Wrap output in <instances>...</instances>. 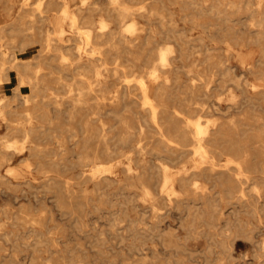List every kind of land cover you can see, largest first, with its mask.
Segmentation results:
<instances>
[{"label":"bare ground","instance_id":"bare-ground-1","mask_svg":"<svg viewBox=\"0 0 264 264\" xmlns=\"http://www.w3.org/2000/svg\"><path fill=\"white\" fill-rule=\"evenodd\" d=\"M18 1L20 5L12 20L0 24V85L9 81L11 70L16 73L18 79L12 94L0 96V116L5 121L8 132L20 135L22 140L15 137L2 142L6 151H0V184L7 182L1 168L7 166L6 173L18 174L10 164L16 158V153L27 151L29 157L35 161L33 165L36 172L43 175L40 180L44 189L53 193L56 203L65 209L66 215L68 213L72 218H78L77 208L86 206L92 200L91 196L87 194L86 189H82L80 194L74 190L63 192L60 188L61 178L55 168L82 169L91 166L88 178L95 187L92 192L100 197L99 203L104 193L102 189L114 184L118 185V189H140L142 198L150 203L151 221L146 227L141 225V228L137 227L139 219H127L128 229L135 233L136 238L139 237L136 236L138 232H141L144 238L148 236L152 242L156 237L160 238L164 246L172 243L174 236L171 231L166 232L160 227L161 216L155 211L158 210L157 204H168L174 197L181 195V199L176 200L175 204L187 210L188 219L184 221L187 230H195L197 227L194 222L201 221L208 229L206 237L210 241H214L218 236L213 234V218L216 214L221 215L217 207L223 194L234 207V213L244 211L255 216L264 210V201L261 200L264 197V118L260 115L245 116L237 122L234 119L223 121L219 117L211 116L203 121L205 116L201 113L191 117V112L219 109L216 101L208 106L206 102L198 100L200 95L209 97L206 91L212 76L205 81L203 75L196 74L200 83L192 82L189 94L180 89L177 81L180 68L186 67L190 73L198 66H185L183 62L196 52L202 53L204 62L212 70L213 76L219 75L222 83L232 81L234 86L241 90L245 102L253 105L259 103L261 98H264V0H140L137 9H133L126 0H109V6L104 9L96 1L89 0H75V6L72 4L74 0ZM4 2L7 16H11V9L16 5V0ZM171 6L178 7L184 22L200 26L204 32L212 29L208 34L210 39L222 43V47H208L202 35L189 38L177 29L175 12ZM99 11L103 14L95 19L93 15ZM242 15L245 16L244 19ZM136 16H141L148 26L139 27ZM46 22L54 24L52 31L44 26ZM237 23L246 27L236 28ZM110 24H115L116 27L112 28ZM153 25L159 26V30L152 27ZM142 30L145 35L137 36V31ZM67 33L71 36L65 38ZM157 35L164 41H157ZM167 39H172L174 43L165 41ZM31 44L39 45L37 53L31 58L18 59L12 51L5 56V52L1 51L2 46L23 51ZM251 44L257 45L260 50L256 64L248 62L243 54V50ZM123 54H132L134 58L127 59L128 63L124 65V61L119 60ZM231 58H235L242 67L254 74L260 83L242 82L231 76V66L227 64ZM137 60L141 62L139 74H120V70H133ZM56 73L57 75H54ZM130 81H135L140 90L138 99L141 101L139 106L143 108V113L125 114L135 102ZM55 83L58 86H55ZM25 86L30 88L28 93L21 92V88ZM202 86L204 91L200 92ZM230 95L233 101L235 95L233 92H230ZM217 99L219 101L221 97ZM105 100L109 102L106 103ZM15 102L19 104L14 108ZM52 109L54 116L49 115ZM104 117L112 118L114 123L108 125ZM93 123L100 124L96 126V132L89 129ZM116 124H120L122 129L115 130ZM135 126L137 131H134ZM94 134L98 135L99 139L89 145ZM134 134L138 136L137 145L135 144L131 151H122L117 144L129 142L128 137ZM147 135L155 136L160 146L152 145L149 149L142 146L141 143ZM66 139L72 140L78 148L76 162H67L69 165L62 161V156H58V153L68 150L62 144ZM47 140H52L56 147L42 146V141ZM7 149H14L15 153H9ZM144 150L156 153L162 151L165 154L159 155L160 158L182 165L175 171L160 158L157 163L148 164L143 161L144 156L141 153ZM185 155L189 157L183 161ZM221 155L227 156L224 164L221 163ZM123 157L127 162L119 159ZM121 164L124 165L123 179L116 177L113 170ZM133 164L141 166L143 170L136 171ZM227 164L234 166L223 167ZM145 168H156L157 171L151 173ZM51 172L56 174H49ZM235 174L241 177L236 178ZM83 175L82 170L77 174L80 184L84 181ZM205 181L210 182L212 187L220 186L221 190L206 192L209 188ZM176 185L180 190L175 188ZM132 206L136 208V205ZM125 209L111 212V230L121 229V223L126 221ZM33 222L41 224L40 221ZM76 223L81 225V221L77 220ZM252 230L249 223L237 220L234 228L228 225L219 230L228 233L223 237L219 236L221 240H218V243L224 250H231L233 241L239 237L252 241ZM0 231L1 235H5L1 227ZM30 232L35 234L33 244L30 245L34 252H38L37 247L43 244L49 247L48 242L42 238V233L33 227ZM262 247L264 249V246ZM133 248L136 252L148 249L144 241L138 245L134 244ZM145 252H140L142 259L156 264V252H153V256H149L152 253L148 255ZM262 257L264 258V255ZM34 258L39 259L40 255ZM43 259L45 263L49 260ZM62 259L64 258L61 256H53L55 261ZM204 259L206 264H224L225 260L220 255L213 258L206 255ZM170 262L171 258L164 264H171ZM0 264L3 262L0 261ZM9 264L15 263L10 261Z\"/></svg>","mask_w":264,"mask_h":264},{"label":"rangeland","instance_id":"rangeland-1","mask_svg":"<svg viewBox=\"0 0 264 264\" xmlns=\"http://www.w3.org/2000/svg\"><path fill=\"white\" fill-rule=\"evenodd\" d=\"M91 1H96L99 4V6L102 7L103 9L109 6L108 5L109 0H89V2ZM126 1L130 6H132L133 9H137L140 6L139 5L140 0H126ZM73 2L72 4H74L75 6V3L77 1L74 0ZM15 3L16 5L14 4L13 8L11 9L12 15L7 16L6 11H5V7H6L5 2L4 0H0V24H5V23H8L10 20H12V18L14 17V15L16 14L18 10L20 1L16 0ZM171 7H172V10L175 12L174 18L176 19L177 22H179V23L176 22L177 29L181 30L189 38H196L199 35H202L203 38H205L203 39L204 43L208 47H216V46L222 47L223 45L222 43H219L218 41L210 39L208 34L210 31H212V29H209L208 31L204 32L203 30H201L202 28L200 26L196 27L195 25L192 26L190 22L189 23L187 21L184 22L180 17L181 13L178 7L177 6H171ZM100 14H103V13H100V11L95 12L93 17L97 19L100 16ZM241 17H243L244 19L245 16L242 15ZM136 19L139 22V27L148 26L141 16H136ZM44 26L46 28H49L50 31H52V29L54 28V24H52L51 22H46ZM110 26L112 28L116 27L115 24H110ZM152 27L156 28L157 30H159L160 28L157 25H153ZM235 27L245 28L246 26L243 25L242 27V25L237 23ZM137 32H138L137 36L143 37L145 35V31L143 30L137 31ZM68 36L70 37L71 34L67 33L65 38H67ZM157 41L162 42L164 41V39H162L160 36L157 35ZM165 41L174 43L172 39H167ZM38 49H39L38 44H35V45L31 44L28 47H26V49H24L23 51L17 48L11 50L5 46L1 47V51L5 52V56H8L9 52L12 51L18 59L31 58L37 53ZM243 54L246 55L248 62L256 64V60L259 57L260 50L257 45L251 44L250 46H248L247 48L243 50ZM133 58H134V55L132 54H123L119 57V60L120 62L124 61L123 64L126 65L128 63L126 62V60L127 59L133 60ZM140 63L141 62L137 60L135 63L136 66L133 68V70L131 69L125 72H122V70H120V74L124 76L139 74V64ZM179 64H182V62H179ZM183 64L185 66L190 65V64H198V66L196 67L197 69L195 68L190 73L187 72L186 67L180 68L177 74V81H178V84L181 86L180 89L183 92H186L189 94V92H191L192 90L191 89L192 82H194L195 84L200 83V80L198 77L199 74L204 76L205 81L208 80L209 76H212L209 79L210 81L209 88L206 91L209 94V97L200 95L198 100L206 102L208 106H211L212 103L216 101L218 102V107H219L218 110L209 109V111H204V112H201V111H198V112L195 111L194 113L191 112L192 114L189 113L191 117H194L197 114L201 113L203 116H205L204 118H202L203 121L206 120V117L211 116V117H219L223 121L234 119L237 122H240L241 119L245 116L253 117L254 115H260L264 118V98L263 99L261 98L259 103L254 104V105L251 103L245 102L243 100V94L241 90L237 88L236 86H234L232 81L227 80L224 83H222L219 75L214 74L213 76L212 70L210 69V67H208L207 63L204 62V55L202 53H198V52L194 53L191 57L186 59L183 62ZM227 64L231 66V76H233L235 79H239L242 82L247 81L248 83H260V80L257 79L254 74H252L251 72L246 70L244 67H242L235 58L229 59L227 61ZM54 75H57V73ZM17 82H18V79H17L16 73L13 70L9 71V81L0 85V96H4V94H8V95L12 94L13 87L17 84ZM130 84L132 86L131 91H132L133 96L135 97V102L131 104L130 111L126 112L125 114L131 115L136 112L143 113L144 112L143 108L139 106L141 101L140 99H138L140 90L136 87L135 81H130ZM54 85L58 86L57 83H55ZM29 90H30L29 86H25L21 88V92L23 93H28ZM203 91L204 89L202 86L200 87V92H203ZM230 92H233V94L235 95L236 99L234 98L233 101L231 100ZM250 93L253 94L252 92ZM218 97H221L219 101L217 99ZM105 102L108 103L109 101L105 100ZM16 104H19V103L15 102L13 105L14 108L16 107ZM107 107H108V104H107ZM259 107L260 109H258ZM54 114L55 112L52 109V111L49 112V115L54 116ZM104 120L108 125L114 123V120L109 117H104ZM72 125L75 126L74 123H72ZM96 126H100V124L93 123L91 127H89V129L90 130L92 129V131L96 132ZM84 128L87 129L86 127ZM84 128L83 130H85ZM119 129L120 130L122 129L120 124H116L115 130H119ZM134 131H137L136 126L134 128ZM15 137L20 141L22 140V137L20 135H15V134L13 135L8 132V129L6 128V123L0 116V151H6V149L2 145V142L5 139H13ZM91 139L92 140L91 142H89V145H93L95 141L99 139V137L98 135L94 134ZM116 139H118V136L116 137ZM128 139H129V142L127 143L117 144V146H119L120 149L124 152H128L132 150V148L136 144V140L138 139V136L136 134L130 135ZM144 139L145 140H143L141 144L142 146L146 147V149H149L152 145L160 146V143L156 141L157 138L155 136L153 137V136L147 135L144 137ZM45 142H47V144ZM62 144H63V147H66L68 150L65 152H61V153L57 152L58 156L63 157L62 159L63 162L64 161L66 163L76 162L77 155H78V148L76 147V145L73 144V141L70 139H66V141ZM72 145L74 146L71 147ZM42 146L56 147L55 143L52 140L42 141ZM7 152L15 153V150L7 149ZM62 153L63 155H60ZM141 154L142 156H144L143 158L144 162L148 164H154L156 161L158 162L160 158L159 155H163L165 153L162 151L160 153H156L151 150H146V151L144 150ZM185 156L186 157L183 159V161L187 160L189 157V155L188 156L185 155ZM119 159L122 162H127L126 158L124 157L119 158ZM226 159H227L226 155L220 156V160L222 164H224V162L226 163ZM164 161L172 167V170H175L182 165L179 162H171L168 160H164ZM34 162H35L34 159L29 157V153L27 151H24L22 154L16 153V158L10 164L11 166L15 168L16 173L18 172V174L19 173L21 174L19 175L18 174H15V175L8 174L5 172V169L7 168V166H4L1 168V172L7 181L5 183L0 184V223H1L0 227L2 228V231L5 232V235L0 234V261L3 262V264L5 263L9 264L10 261L15 264L16 263L17 264H29L28 262H30V264H33V263L34 264H56V263L71 264L72 262L76 264H107V263L109 264H123V263L124 264H128V263L129 264H132V263L133 264L135 263L136 264H150L149 260L144 261L141 257L142 255L140 254V252H145V251H146L145 253H147L148 255L149 253L150 254L152 253V255H149V256H153L154 254L153 252L154 251L156 252V255L158 256L155 259L156 264H164L165 262H167L169 258H171V262H170L171 264H206V261L204 259L206 255H209L211 258H213L214 256L215 257L219 256V255L223 256L225 258L224 264H264V258L262 257V255H264L263 254L264 249L262 247L264 246V210L255 214V216H252L244 211H239L237 213H234L233 211L234 207L228 203V199L223 194L222 197L218 200V207H217V210L221 212V215L216 214V216L213 218V223L215 225V228L213 229V234L218 235V236L214 241H210L206 237L207 235L206 232L208 229L206 225L201 221L194 222L195 227H197L195 230L191 232L187 230L186 223L184 222L186 221V219H188L187 210L185 207L183 206L177 207L175 204L176 200L181 199V195L180 197H174L173 200L168 201L169 202L168 204H161V203L157 204L158 210L155 211V213L161 216L160 223H159L160 227L164 228L166 232L171 231L174 236L172 238L173 239L172 243H169L167 246H164V244H162L163 241L160 238L156 237L158 240L155 238V240L152 242V240L150 241L148 236L144 238L141 232H138V234L136 233V236L137 235L139 236L136 238L134 236L135 233L133 234L132 231L128 229L127 219L128 220L129 219L130 220L139 219L140 221L137 223L138 225L137 227H141V228L142 226L143 227L148 226L151 221L152 210L149 206L150 203L148 200L142 198L139 188L118 189V185L114 184L112 186L102 189V192H104L102 193L103 199L101 198L102 201H100L99 203L98 199H100V197H98V195H95L94 192H92L94 191L95 187L92 181L89 180L88 178L91 173V166H87L82 169L78 167H71V168L70 167L69 168L68 167L66 168L56 167L55 169L58 172V177L61 178L60 188L63 190V192L74 190L76 191L75 193L80 194L82 193L81 192L82 189H86L87 194L91 196V199H92L91 201H89V203H87L86 205L87 207L84 206L85 209L84 207L77 208L78 218H72L70 215H68V213L66 215V212H64L65 211L64 208L62 209V207L58 206V204L56 203L53 197V193L45 190L44 187L41 185V180L43 178V175L41 173H39L41 174L39 175L38 172H36L34 165H33ZM26 163H29V164L26 165ZM186 164L189 165V163H186ZM123 166L124 165L121 164L119 166L114 167L113 169L114 172L116 173V177H118L119 179L124 178ZM228 166H234V165L227 164L223 167H228ZM60 168H62L63 170L62 169L60 170ZM133 168L138 172H141L143 170L141 166L138 167L135 164H133ZM80 170L84 171V175H83L84 181L82 180L81 184L79 183L80 179L78 180V177H77V174L80 172ZM146 170L151 173L157 171L156 168H147ZM49 174H56V173L51 172ZM153 176H156V175H153ZM234 176L236 178L241 177L239 175H237L238 176L237 177L236 174ZM200 180L204 182V179L201 177H200ZM205 182H206L207 188H209L207 189L206 192L214 193L215 190L217 191L221 190L220 186L212 187L210 182L208 181H205ZM28 184H30V186ZM243 186H246V185H243ZM27 187H30L32 189L27 190L28 189ZM175 188L180 190L178 185H176ZM35 189L37 191H35ZM262 194L264 195V191ZM261 200L264 201V197ZM53 202H55V204ZM144 202L146 203L144 204ZM132 204L136 205V208H134ZM58 208H59V211H57ZM121 208H126L125 209L126 214H127V216H125L126 221L121 223L122 227L120 230L118 231L111 230L109 228V224H110L109 221L112 215L111 212L115 210L120 211ZM28 215L30 216L28 217ZM38 215L42 219H40ZM119 215L121 216V214ZM34 220L40 221L41 224L33 222ZM77 220L81 221V225L76 223ZM237 220H241L243 222L249 223V226L252 227L253 229L251 232V235L253 236V240L250 241L244 237H239L238 239H235L236 241L235 240L233 241V246L231 250H224V248L218 243V240H221V237L219 236L223 237L224 234H227L228 232L219 231V230L225 229L228 225L231 226V228H234L235 225H237ZM20 224L26 225L27 227L22 226ZM31 226L33 227V229H36L37 231L42 233V238L48 242L49 247H46V245L43 244L37 247L38 252H34V250L32 249L33 247L30 246L31 244H33V239L35 236L34 233L30 232V229H32ZM22 227H23V230H21ZM98 229L100 231H98ZM28 231L30 234L28 233ZM19 236H21V238ZM225 240L228 241V239H225ZM141 241H144L146 243V247L148 249L145 251L136 252L135 251L136 249L133 248V245L134 244L138 245ZM89 244L91 245L89 246ZM12 245L15 249L12 248ZM9 248L12 250H9ZM94 249H96V251ZM32 251L34 253H32ZM158 254L160 255V257ZM36 255H40V258L35 259L34 257ZM53 256H61L64 259L55 261L53 260ZM43 258H49V260L45 263ZM109 260L111 262H109Z\"/></svg>","mask_w":264,"mask_h":264}]
</instances>
